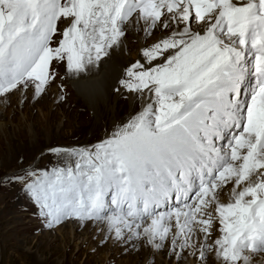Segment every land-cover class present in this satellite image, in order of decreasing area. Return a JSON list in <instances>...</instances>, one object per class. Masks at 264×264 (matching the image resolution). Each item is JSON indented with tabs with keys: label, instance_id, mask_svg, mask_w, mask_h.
Instances as JSON below:
<instances>
[{
	"label": "snow or ice",
	"instance_id": "1",
	"mask_svg": "<svg viewBox=\"0 0 264 264\" xmlns=\"http://www.w3.org/2000/svg\"><path fill=\"white\" fill-rule=\"evenodd\" d=\"M141 30L115 89L140 110L0 185L49 230L99 227L101 242L167 248L170 264H251L264 253V0H0V99H41L61 68L99 69Z\"/></svg>",
	"mask_w": 264,
	"mask_h": 264
},
{
	"label": "rangeland",
	"instance_id": "2",
	"mask_svg": "<svg viewBox=\"0 0 264 264\" xmlns=\"http://www.w3.org/2000/svg\"><path fill=\"white\" fill-rule=\"evenodd\" d=\"M128 52L131 53V50ZM60 71L62 79L58 78L56 84L48 90V92L59 90L58 93L52 92L47 95L57 97L56 104L49 99L47 106L43 105L40 101L34 100L33 95L27 96V100H24L19 93L15 94V97H18L15 103L10 101L5 104L0 99V174H11L28 167L50 169L56 163L55 157L49 153L50 148L70 149L96 144L140 110L141 106L136 104L128 114L121 115L117 126L109 130L104 128L103 123L95 129L86 127L85 122L91 124L93 113L89 110L82 113L80 107H71L69 101L72 103L78 101L77 95L68 83L74 81V77L65 74L63 68ZM122 92L115 91V94ZM65 94L66 100H63ZM11 98H14V95L9 100ZM66 101L68 105L66 108L60 106ZM70 224L59 228L69 225L65 231L68 229L72 231ZM76 226L79 234H87L86 239L93 242L92 246L95 245L93 248L85 242H79L78 238L76 240L66 238L64 232L56 233L59 228L54 230L45 228L38 218L36 209L20 191L18 185H0V264H142L145 260L143 259L146 257L145 253H142L140 258L137 257L141 246L132 245L131 250L127 248L123 251L124 245H111L109 242L111 239H108L103 242L100 240V246L97 247L96 244L102 235L98 234L99 229L95 231L94 228L88 230L87 227L85 229ZM94 232L96 234L93 236ZM117 248H121L120 254L119 251L115 252ZM130 251L133 252L129 255ZM113 253L114 257L111 259ZM105 255L107 259L104 261ZM162 255L165 254L155 252L156 258L153 261L155 260L157 264H168L169 258L166 260ZM146 261V264L150 263V259ZM191 261L194 260L189 257L186 264H191Z\"/></svg>",
	"mask_w": 264,
	"mask_h": 264
},
{
	"label": "bare ground",
	"instance_id": "3",
	"mask_svg": "<svg viewBox=\"0 0 264 264\" xmlns=\"http://www.w3.org/2000/svg\"><path fill=\"white\" fill-rule=\"evenodd\" d=\"M125 39L126 40L122 42V44L119 48L114 47L113 49L110 50L109 55L107 57H105L100 62L101 67L99 69L92 68L90 71L81 73L79 76L69 74L71 77H74V81L68 82L70 85L69 87L72 88L74 91V94L77 95L78 101L75 100V102H73V103H72V101H69L68 103H70L72 108H75V107L79 108L80 107L82 109V113L85 110H89V112L91 111L93 113L92 119H90L91 124H89V123L86 124V122H85L86 127H89V128L91 127L93 129H95L98 126H101L100 124L103 123V124H105L104 128L109 130V128L111 129V128L117 126L120 117H122L121 115H123L124 113L128 114L129 110H133L137 104L133 100L132 96H130L124 92L115 94V89L120 87L118 80L123 76L124 69L127 66H129L130 62H133L136 59H138V54H139L140 50L142 49L143 45L145 44L144 33L142 30L140 32L129 31L128 37H126ZM154 39H155V36H151L148 38L147 42L151 43L152 40H154ZM129 49L131 50V53L128 52ZM61 90H62V88H61ZM58 91H56V90L55 91H49V92H47V94H45L43 96V98L38 99V101H40L41 104L47 106L49 99H50V100H53V102L56 104V102H57L56 98L57 97L55 98L54 95H52L51 97L47 96V95H49L50 93L52 94V92L58 93ZM68 91L71 92L69 88H68ZM32 95H33L32 92L27 93V96H32ZM66 95L67 94L64 95L63 100H66ZM17 99H18V97H15V95H14V98H11V100H9V102L12 101L15 103V101ZM69 99H67V100H69ZM2 102H4V101H2ZM60 106H63L66 108V106H68L67 101L65 104H61ZM131 107H132V109H131ZM82 116H83V114H82ZM85 125H83L82 127L84 128ZM101 128H103V127H101ZM108 135L109 134H107L104 138H106ZM228 139H229V137L226 136L225 141L228 142ZM73 148H70V149H73ZM227 200H228V198L225 197V202H227ZM70 223H72V225ZM66 224L71 225L70 227H71L73 232L69 231V229L65 231V229L68 228L69 225L66 226L65 228L57 227L59 229L55 232L56 233L60 232L61 234H63L62 232H64V236L66 238L68 237L69 239H75L76 240V238H78L79 242L81 241V242H85L87 245L89 244L90 248H93L95 246V245L92 246V244H93L92 241L86 239L87 234L84 235V234L78 233L79 229H78V226H76V225H78L77 223L68 222V223H65L64 225H66ZM87 228H88V230H90L91 228L93 229V227H91V226H89ZM98 229H99V227L97 229H95V231L96 230L98 231ZM81 233H83V232H81ZM95 234H96V232L93 233V236ZM216 235H219V233H216ZM100 240H101V237L99 238V240L96 244L97 247L100 246L99 245ZM136 241L135 242L128 241L126 243H119V242H115L114 240L111 239L109 242L111 245H115V246H118V244L124 245L123 251L127 250V248H130V250H131L132 245H136L138 247L141 246L140 247V254L138 253L137 257L140 258L141 257L140 255L142 253H145L146 257L143 258L145 260H143L142 264H146L147 263L146 260H149V259H150L149 264H152V263L157 264V262L155 260H154L155 262L153 261V259L156 258L155 253H152L148 248L141 245V241H138V242H136ZM120 249L116 250L115 252L119 251L118 254H120L121 253ZM132 252L133 251H130L129 255L132 254ZM161 254H165V255H162L164 259H166V258L168 259L169 255H170L167 253V249L164 250L163 252H161ZM95 256H96V254H95ZM113 257H114V253L111 255L110 258L112 259ZM110 258H109V260H110ZM106 259H107V255H105L104 261ZM165 261H164V263L167 262V261L166 262ZM168 261H169V259H168ZM209 263L213 264V262L211 260H209L208 264ZM168 264H170V261ZM191 264H196V263L194 261H191ZM251 264H264V253L256 254L255 258L251 261Z\"/></svg>",
	"mask_w": 264,
	"mask_h": 264
}]
</instances>
